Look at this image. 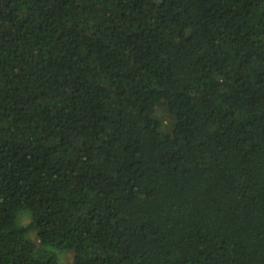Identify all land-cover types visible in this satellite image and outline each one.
I'll return each instance as SVG.
<instances>
[{"label": "trees", "instance_id": "trees-1", "mask_svg": "<svg viewBox=\"0 0 264 264\" xmlns=\"http://www.w3.org/2000/svg\"><path fill=\"white\" fill-rule=\"evenodd\" d=\"M0 264H264V0H0Z\"/></svg>", "mask_w": 264, "mask_h": 264}]
</instances>
